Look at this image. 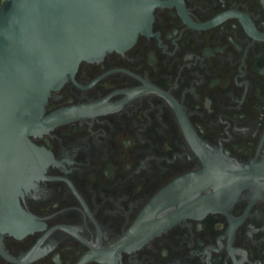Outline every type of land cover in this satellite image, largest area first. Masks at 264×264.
<instances>
[{
  "label": "flooded vegetation",
  "instance_id": "obj_1",
  "mask_svg": "<svg viewBox=\"0 0 264 264\" xmlns=\"http://www.w3.org/2000/svg\"><path fill=\"white\" fill-rule=\"evenodd\" d=\"M151 3L134 45L82 60L52 92L0 264H264L250 187L233 201L184 187L146 215L205 161L264 159V0Z\"/></svg>",
  "mask_w": 264,
  "mask_h": 264
},
{
  "label": "water",
  "instance_id": "obj_2",
  "mask_svg": "<svg viewBox=\"0 0 264 264\" xmlns=\"http://www.w3.org/2000/svg\"><path fill=\"white\" fill-rule=\"evenodd\" d=\"M152 19L151 0H0L1 225L18 207L40 149L30 136L53 125L44 117L52 92L75 75L82 60L130 48ZM205 164L160 191L146 215L179 201L184 187L191 192L214 187L209 196L231 201L247 187L255 197L264 196V159L225 168Z\"/></svg>",
  "mask_w": 264,
  "mask_h": 264
}]
</instances>
